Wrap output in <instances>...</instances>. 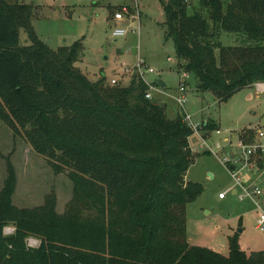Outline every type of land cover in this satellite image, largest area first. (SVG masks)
<instances>
[{"label":"trees","instance_id":"trees-1","mask_svg":"<svg viewBox=\"0 0 264 264\" xmlns=\"http://www.w3.org/2000/svg\"><path fill=\"white\" fill-rule=\"evenodd\" d=\"M160 2L167 40L199 92L225 103L264 84V0H200L198 11L191 0ZM32 18V6L0 0V120L55 173L67 174L74 191L63 214L54 193L41 207L20 209L8 160L0 264H264V251H243L237 234L229 237V256L189 243L187 208L205 188L186 182L199 155L184 115L170 119L138 77L130 87L89 80L76 66L82 43L53 50ZM22 29L28 46L19 43ZM223 33L241 44L224 46ZM200 129L206 136L216 125ZM240 140L252 144L255 135L245 129ZM263 157L252 161L260 166ZM9 227L15 232L7 236ZM29 237L41 240L38 249H28Z\"/></svg>","mask_w":264,"mask_h":264},{"label":"rangeland","instance_id":"rangeland-1","mask_svg":"<svg viewBox=\"0 0 264 264\" xmlns=\"http://www.w3.org/2000/svg\"><path fill=\"white\" fill-rule=\"evenodd\" d=\"M4 1L33 7L32 27L39 39L51 49L59 50L82 43L84 51L76 66L93 82L104 78L110 84L117 80L123 87H130L137 63L139 60L146 62L155 71L146 75L148 83L156 85L163 81L166 84L162 93L153 92L154 100L167 106L170 119L183 115L177 96L184 81V71L180 70L182 62L177 58L174 42L167 40L166 16L160 0ZM191 4L197 11L200 9V0H191ZM124 7L132 11L138 9L140 18L125 15L123 20H115V14ZM115 30H125L128 34L114 38L112 34ZM220 41L226 47L241 44L236 35L228 33H223ZM19 43L21 46L31 44L24 29L20 30ZM186 84L184 111L191 116L193 125L201 127L211 121L221 132L217 135L216 130L209 131L204 136V132L197 129L189 140L199 158L186 178L202 184L205 191L187 208V236L192 245L215 248L224 256H229V237L235 234L240 238L243 251H264V232L257 228L260 211L251 200L241 201L233 195L236 182L231 170L222 163V158L230 157L233 161L231 167L241 170L244 182L261 191L262 197L258 202L262 203L264 210V157L260 165L262 169L258 168L257 162L256 166L244 167V162L239 161L247 158L239 141L243 130L253 133L255 141L264 146V140L256 136L257 131H264V90L258 89L264 86L245 88L227 102L220 103L212 93L197 90L194 76L188 75ZM203 139L210 146L220 143L225 147L224 152L219 154L221 160L207 152ZM8 160L17 176L13 197L16 207H41L47 196L54 193L57 212H65L74 191L70 178L67 174L55 173L45 156L36 153L0 120V192L7 178ZM220 194H226V199H221ZM12 231V227L7 228L5 235H12ZM25 242L28 249L36 250L41 240L29 237Z\"/></svg>","mask_w":264,"mask_h":264},{"label":"built area","instance_id":"built-area-1","mask_svg":"<svg viewBox=\"0 0 264 264\" xmlns=\"http://www.w3.org/2000/svg\"><path fill=\"white\" fill-rule=\"evenodd\" d=\"M125 15H132V17L134 19L136 18H140V13L139 10L137 9L136 11H132L131 9L124 7L122 9L121 12H117L115 14L114 19L117 21H121L124 19ZM128 34L127 31L125 30H115L113 31L112 36L114 38H121V37H125ZM129 73V72H127ZM155 73V71L144 61L139 60V62L137 63L136 67L134 68V75L136 78L138 77L139 79H141L147 86H148V92L146 94V98L149 100H153V92H159L162 93L163 92V88L158 84L156 85H152L150 83H148L147 81V74H153ZM131 74V72H130ZM188 73L184 72L183 73V79L184 81L181 82L180 87H179V94L177 96V101L180 105V107L183 109V115H184V119L185 122L194 130L200 129V127H196L193 125L192 123V118L191 116L187 115L184 111V107L187 103V96L184 94V91L186 90V79L188 78ZM132 77V78H133ZM118 81L117 80H113L111 82V85H117ZM259 86V85H258ZM263 86V85H260ZM260 90L264 89V88H258ZM216 134L220 135L221 132L219 130H216ZM256 136L261 138V140H264V131L259 130L256 133ZM205 138V137H204ZM206 139H209L206 138ZM229 141V140H228ZM227 141V142H228ZM240 141V146L245 148V154L247 155V158L245 160H241L239 159L240 162H244V167L247 166H256L255 162L252 161V158L254 159L255 157H257V155L259 153H263L264 154V146L260 143H258L257 141H254V143L252 144H246L243 140H239ZM203 143L207 148V152L210 153L211 155L216 156L218 159L221 160V158L219 157L220 153L224 152L225 147L223 145H221L220 143H217L213 146H210L208 144V142L203 139ZM222 163L224 166H226L232 177L234 178L235 182H236V196L239 198V200L243 201L245 199H249L251 200L256 206H257V210H259L260 212V217L257 221V228L262 230L264 232V210L262 209V203L260 204L258 201L259 199H261L262 197V193L261 191H259L258 189H253L252 186H248L243 178L240 176L241 170H236L232 169V164L233 161L230 157H224L222 158ZM220 198L221 199H225L226 198V194H220ZM15 232V229L13 228V231L11 232L12 234Z\"/></svg>","mask_w":264,"mask_h":264},{"label":"crops","instance_id":"crops-1","mask_svg":"<svg viewBox=\"0 0 264 264\" xmlns=\"http://www.w3.org/2000/svg\"><path fill=\"white\" fill-rule=\"evenodd\" d=\"M263 86H264V84H262ZM166 88V87H165ZM164 89V88H163ZM262 90H264V89H262ZM191 147V146H190ZM192 149V148H191ZM194 152V151H193ZM259 168V167H258ZM186 181L187 182H190L189 180H188V178H186ZM232 193H233V195H236V189H233L232 190ZM226 199V198H225ZM224 200V199H223ZM188 241H189V243L191 244V241H190V239L188 238ZM208 248V247H207ZM212 250H214V251H216L217 252V250L215 249V248H211Z\"/></svg>","mask_w":264,"mask_h":264},{"label":"water","instance_id":"water-1","mask_svg":"<svg viewBox=\"0 0 264 264\" xmlns=\"http://www.w3.org/2000/svg\"><path fill=\"white\" fill-rule=\"evenodd\" d=\"M134 78H135V76H134ZM159 85H160L162 88H165V87H166V84H165L163 81H160V82H159ZM232 169H235V167H232ZM210 176L213 177L212 174H210Z\"/></svg>","mask_w":264,"mask_h":264}]
</instances>
